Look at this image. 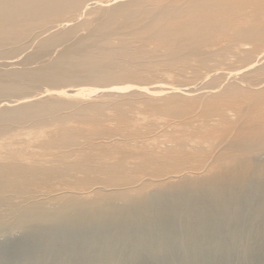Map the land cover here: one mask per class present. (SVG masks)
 <instances>
[{
	"label": "bare ground",
	"instance_id": "1",
	"mask_svg": "<svg viewBox=\"0 0 264 264\" xmlns=\"http://www.w3.org/2000/svg\"><path fill=\"white\" fill-rule=\"evenodd\" d=\"M261 150L264 0H0V264H264Z\"/></svg>",
	"mask_w": 264,
	"mask_h": 264
},
{
	"label": "rangeland",
	"instance_id": "2",
	"mask_svg": "<svg viewBox=\"0 0 264 264\" xmlns=\"http://www.w3.org/2000/svg\"><path fill=\"white\" fill-rule=\"evenodd\" d=\"M30 50L32 51L33 49H30ZM29 52H30V51H29ZM22 58H23V57H22ZM233 132H235V131H231V132H229V133L226 134V135H220V136H218V137L215 139V144H216L217 146H215V144H214V146H213V148H212V151L216 148L218 151H220L219 153H221V152L225 149V147H227L226 145H228L229 143H231V141L233 142V141L236 140V142H237V141H240V140H239L240 138H243L239 131H236L237 133H236V132L233 133ZM238 132H239V134H238ZM233 134H234V135H233ZM236 134H237V135H236ZM228 135H229V136H228ZM230 135H231V138H235V137H237V136H238L237 138H239V137H240V138H239V139L236 138L235 140H233V139L230 140ZM240 135H241V136H240ZM225 136H226V137H225ZM227 136H228L229 138H227ZM232 136H233V137H232ZM219 137H220V138H219ZM222 138H223V139H222ZM220 139H221V140H220ZM222 140H223V141H222ZM218 143H219V144H218ZM225 143H226V144H225ZM218 146H219V147H218ZM223 146H224V147H223ZM220 149H221V150H220ZM210 151H211V150H210ZM210 151L207 150L206 153H205V155H204V153H203V158H205L206 156H208V155L210 154V153H209ZM263 152H264V150H261L260 152H257L258 154L256 153V155H258V156H259L260 154L263 155ZM199 153H200V152H199ZM78 161H79V162L81 161V162H80L81 165H79L80 163H78ZM259 161H260V160H259ZM260 162H261V161H260ZM75 163H76L77 165H76ZM82 163H83V160H79V159H78L77 162H74V163H73V166L71 167V170H73V169L75 170V166H74V165H76V167H77L76 170H75V171H71V170H70V167H69V170H70V171H68V172H67L68 174L66 173L65 175H64V174H63V175L60 174L62 171H61V172L58 171L59 174H53V173H51V171H47V170H46V171L49 172V173H47V172L45 171V172H46V174H45V173L43 172L45 175H43V173H40V178H38L40 181H38L39 183L35 184L36 186L39 184L40 187L38 186V188L36 187V189H35V188H34V189H31V190H30L31 193L36 194V193H41V191H44L46 194H48V193H50V191H53V190L56 191V190L60 187V186H59L60 184H61V187H60L61 189H64V188L67 189V188H69V187L78 188V186H79L78 184H80V183H78V182L82 181V177H83V176H81V177H80L81 179H80L78 176L81 175V172H82V171H85V170H84V169H85V168H84V167H85L84 165H83L82 168H81V167H80V168L78 167V166H82ZM151 163H152V162H151ZM151 163H150V166H152V167L149 166V167H148L149 169H148V168H145V169H144V168H142L139 164H138L136 167H134L135 172H136L134 175L132 174L133 177H134V180H131V175H129V176H130V177H129L130 180H131V181H135L136 177L140 178V177H143V174L147 175V174L149 173V170H150V169H151V170H150V173H154V172H155L156 174L161 175V173H160V170H161L160 168H161V167H160V166H162V165H160V164H157V165H156V163H155V164L153 163V164H154V165H153V164H151ZM69 165H70V164H69ZM139 166H140V167H139ZM73 167H74V168H73ZM157 167H159V169H158ZM173 167H174V168H172V167L170 168V167H169V168L166 169L165 171L163 170V171H161V172H164V173L167 172V173H169V172H171L173 169L177 170V168H178V167H176V166H173ZM192 167H193V166H191V167H186V168L183 167V168H185V169L188 168V169H189V168H192ZM72 168H73V169H72ZM152 168H154V169H152ZM136 169H137V170H136ZM169 169H172V170L170 171ZM178 169H179V168H178ZM78 170H80V171H78ZM145 170H146V171H145ZM42 171H44V170H42ZM103 171H104V172H101V173H104V174H106V173L109 174V173H110V171L108 172L107 169H104ZM157 171H158L159 173H157ZM72 172H75V173L73 174ZM76 172H77V174H80V175L77 176ZM78 172H80V173H78ZM143 172H144V173H143ZM101 173L99 172L98 175H99V174L101 175ZM146 173H147V174H146ZM164 173H163V174H164ZM41 174H42L43 176H42ZM51 174H52V176H51ZM71 174H73L74 176H77V177H74V176H72ZM75 174H76V175H75ZM107 174H106V175H107ZM53 175H55V176H53ZM83 175H85V174H83ZM100 175H99L98 177H97L96 175H94V177H95L94 179H95V180L90 179V178H89V180H87V178H86V180H85V179H83V180H85V182L88 181L87 183L90 184V185H92V184L94 185V184H95V181H96V182H97V181L99 182V179H102L103 174H102V176H100ZM106 175H104L105 178H104V177H103V178L106 179V180H107V179H110L109 176H111V175H109L108 177H107ZM145 175H144V176H145ZM41 176H42V179H41ZM48 176H49V177H48ZM63 176H64V177H63ZM67 176H71V177H67ZM46 177H47V178H46ZM60 177H61V178H60ZM66 177H67V178H66ZM73 177H74V178H73ZM96 177H97L98 179H97ZM100 177H101V178H100ZM106 177H107V178H106ZM54 178H55V179L58 178V179L60 180V182H58V181H59L58 179H57V181H55ZM62 178H64V180H63ZM71 178H72L73 180H71ZM77 178L79 179L78 182L76 181ZM91 178H93V177H91ZM138 178H137V179H138ZM163 178H164V177H162V179H163ZM47 179H48V180L51 179L50 182H51V184H52V183H53V184L51 185V184H49L50 182H49V183L46 182ZM52 179H53V180H52ZM75 179H76V180H75ZM104 179H102V181H100V182H104V181H106V180H104ZM74 180L77 182V185H75L76 183L73 182ZM92 180H93V183H92ZM52 181H54V182H52ZM71 181H72V183H70ZM89 181H90V183H89ZM40 182H42V183H40ZM68 182H69V183H68ZM83 182H84V181H83ZM121 182H122V181H121ZM124 182H125V180H124ZM46 183H48V184L45 185ZM57 183H60V184L58 185ZM74 183H75V184H74ZM87 183H82V182H81V184H87ZM91 183H92V184H91ZM115 183H117V182H115ZM56 184H57V185H56ZM159 184H160L159 182H152L151 184H149V185H144L143 187H144V189H146V190H153V189L158 188V187H159V186H158ZM43 185H44L45 187L42 188L41 186H43ZM53 185H54V186H53ZM74 185L77 186V187H75ZM93 185H92V186H93ZM46 186H47L48 188H50V189H51V188H52V189L55 188V189L50 190V189H48ZM56 186H57L58 188H57ZM66 186H67V187H66ZM83 186L88 187V189L92 188V186L89 187V185H88V186H87V185H83ZM148 186H149V187H148ZM34 187H35V186H34ZM145 187H148V188H145ZM41 188H42V189H41ZM79 188H80V186H79ZM81 188H84V187H81ZM88 189L86 188V190H88ZM2 190H3V191H2ZM2 190H0V194H2L1 192H3V193H4V198H5V195H6L5 192H4L5 189H2ZM84 190H85V189H84ZM48 191H49V192H48ZM144 191H145V190H144ZM47 192H48V193H47ZM53 193H54V192H53ZM53 193H52V194H53ZM0 197H1V196H0ZM2 197H3V196H2ZM2 197H1V198H2ZM1 198H0V200H1L0 202H2L3 200L6 201L4 198H3V199H1ZM58 198H60L61 200H65L66 196H65V195H63V196L58 195ZM8 199L10 200L11 198H8ZM17 199H18V201H17ZM17 199L15 198V200L12 199V200H10V201H13V202H14V201L19 202V199L21 200V198H19V197H18ZM4 201H3V202H4ZM11 204H12V203H11ZM11 204L8 206V208L4 207L3 214H2V216L0 217V219H1V218L8 217V216L13 217L12 213H14V209H13V206H12ZM4 216H5V217H4ZM9 224H11V222H9L8 225H9ZM0 226H3V225L0 224ZM3 231H4V230H3ZM17 232H18V231H16V234L14 235V237L19 236V233H17ZM14 237H13L12 239H15ZM5 241H6V240H5ZM5 241H0V242H5Z\"/></svg>",
	"mask_w": 264,
	"mask_h": 264
}]
</instances>
